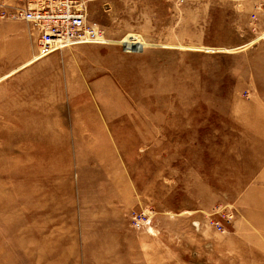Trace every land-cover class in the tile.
<instances>
[{"label":"rangeland","instance_id":"374dc122","mask_svg":"<svg viewBox=\"0 0 264 264\" xmlns=\"http://www.w3.org/2000/svg\"><path fill=\"white\" fill-rule=\"evenodd\" d=\"M87 18L106 42L21 62L0 37V264H264L262 168L241 159L264 138V0Z\"/></svg>","mask_w":264,"mask_h":264},{"label":"built area","instance_id":"2783aa9c","mask_svg":"<svg viewBox=\"0 0 264 264\" xmlns=\"http://www.w3.org/2000/svg\"><path fill=\"white\" fill-rule=\"evenodd\" d=\"M92 1L15 0L12 5H0V18L24 23L37 30L36 44L43 54L74 44H101L107 41L104 30L87 18ZM130 220L137 230L149 228L150 220L143 212H132ZM210 223L222 231L219 221L211 219Z\"/></svg>","mask_w":264,"mask_h":264},{"label":"crops","instance_id":"0c3cea01","mask_svg":"<svg viewBox=\"0 0 264 264\" xmlns=\"http://www.w3.org/2000/svg\"><path fill=\"white\" fill-rule=\"evenodd\" d=\"M14 1V0H11ZM10 22V21H9ZM31 28L27 24L18 23L11 21L10 23L4 24L0 29V37H10L13 40H16L18 43L20 52H18L19 55V61L24 62L31 58L34 54H37L38 48L35 45V41H33L32 37H35L34 39H37V30L33 29V31H36V34L30 32L28 29ZM37 57H33L30 61H28L23 66L35 61ZM1 80V79H0ZM262 99L264 100V96H262ZM262 101V100H261ZM257 134H254L256 136H263L264 137V130H258ZM263 139V140H262ZM257 140V141H256ZM250 140V146L248 148V155H242L241 159H248L251 166H259L261 171L258 173V181H263L262 177H264V145H259V142H263L264 138ZM261 177V178H260Z\"/></svg>","mask_w":264,"mask_h":264}]
</instances>
